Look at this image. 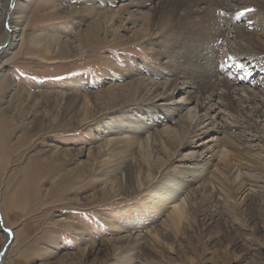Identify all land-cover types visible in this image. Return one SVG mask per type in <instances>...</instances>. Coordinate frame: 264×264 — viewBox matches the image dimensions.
I'll return each instance as SVG.
<instances>
[{
	"label": "rangeland",
	"instance_id": "374dc122",
	"mask_svg": "<svg viewBox=\"0 0 264 264\" xmlns=\"http://www.w3.org/2000/svg\"><path fill=\"white\" fill-rule=\"evenodd\" d=\"M129 1L9 0L24 20L20 40L0 50V264H264V116L247 113L264 110V53L244 36L264 37V5L210 0L219 21L205 37L210 68L199 48L184 66L180 48L157 53L166 35L147 28L159 0L125 11ZM7 18L0 47L16 24ZM87 25L97 36L73 53ZM51 35L72 55H51ZM146 35L150 42L128 39ZM201 68L216 87L199 112L171 73L187 79ZM117 88L123 94L107 96ZM170 193L186 198L176 211Z\"/></svg>",
	"mask_w": 264,
	"mask_h": 264
},
{
	"label": "bare ground",
	"instance_id": "6f19581e",
	"mask_svg": "<svg viewBox=\"0 0 264 264\" xmlns=\"http://www.w3.org/2000/svg\"><path fill=\"white\" fill-rule=\"evenodd\" d=\"M20 1V0H18ZM26 1H29V0H24V2ZM153 0H130L127 5H125V7L123 8L125 11H129L130 9H132L133 6H138V7H142L143 5L144 6H149L151 4ZM215 0H213L212 2H214ZM259 3H261L262 5H264V1L262 0H258ZM11 2V1H10ZM10 2L9 0H0V21H3L5 20L7 17V19H9V23L11 24V22H16V24L13 26V29L11 32H6L5 34V37H4V40L3 42L1 43L3 46L0 47V50H3L2 53H6L8 49H10L15 43L16 41L20 40V35L22 34V28L20 27L22 24H23V20H24V12L22 9L20 8H16L15 11H18V12H15L17 17H13V15L15 14L14 12H10L11 11V7H10ZM218 2H220L218 0ZM242 2V0H222L221 4L223 5V8H224V5H225V8L224 9H229V8H235L237 9L238 8V4H240ZM215 3V2H214ZM152 4H154L152 2ZM157 4V3H156ZM155 4V5H156ZM205 5V6H201V5ZM213 3H211L210 0H159L157 6H153L151 7L152 10V16L151 18L149 19V24H148V30L150 31L149 34L151 33V30L154 29V26H157L156 28L158 30H160L162 32V36L166 35V38L163 42V51L162 52H157V53H160L161 55L162 54H165V53H170L171 51L173 52V50L175 48H180L179 51L181 50V55L180 54H177L179 56H177L176 58V61H183V63H181L182 65L186 62H192V63H195L196 61H198L200 58V55L199 54H202L199 49H201L202 51L205 52V54L202 56V58L205 59V61L207 62V64L209 63L211 65L210 68H213L212 66H214V62H213V59H212V56H213V53L212 52H208L207 49L209 48H206V45L207 43H205V40H206V35L207 34H210L212 35L213 33H216L214 30L217 29L218 27V24L217 22L219 21H215V19H217L216 17L212 16V15H215V14H212L211 13L209 14V12H211V10H213L212 8H215V7H211ZM219 5V4H218ZM25 7V6H24ZM180 7H183L184 8V13L183 14H180L178 13L179 11V8ZM220 7V6H219ZM103 9V8H102ZM90 11L93 10V8L89 9ZM100 10V9H98ZM104 10V9H103ZM102 10V12H103ZM106 11V10H105ZM108 11V10H107ZM56 12H59V9H55V10H52L51 13L49 14H56ZM99 12V14H97ZM131 13V12H130ZM128 13V14H130ZM133 13V11H132ZM238 13V10H235V14ZM93 14V13H92ZM96 14L98 15L97 17V20L99 18V15L101 14V11H97ZM111 15V14H110ZM132 15V14H131ZM134 15H135V12H134ZM102 16V15H100ZM103 17H105V21L106 22H110L112 20V18H108L106 17V15L103 14ZM134 17V16H133ZM95 18V17H94ZM246 18V17H245ZM100 19V18H99ZM104 20V18H103ZM146 20V19H145ZM248 20V19H247ZM11 21V22H10ZM130 21V20H129ZM132 22V21H131ZM134 22V20H133ZM146 22V21H145ZM148 22V21H147ZM230 22V21H229ZM100 23V22H99ZM135 23V22H134ZM234 23V22H232ZM91 24V23H90ZM96 24V22H95ZM104 24V23H103ZM107 24V23H106ZM217 24V25H216ZM102 25V24H101ZM192 25V27H191ZM256 24L253 23L250 24V27H255ZM97 26V25H96ZM149 26L150 29H149ZM220 26V24H219ZM144 27V26H143ZM142 27V28H143ZM258 27V24L256 26V28ZM141 28V27H140ZM93 27L91 25H87V30H85L86 32H79L77 33L75 39H74V42L78 43L76 44L75 48L76 50L75 51H72L73 53H78V51H82L84 48V45L83 43L84 42H90L92 41V39L97 36V32L96 31H92ZM219 29V28H218ZM144 30V28H143ZM147 30V32H148ZM81 31V30H80ZM159 31V32H160ZM136 32V31H135ZM143 32V31H142ZM157 32V33H159ZM187 32L188 35L187 36H183V33ZM219 32V31H218ZM134 33V32H132ZM138 33V32H137ZM31 34V33H30ZM33 34V33H32ZM186 34V33H185ZM214 35V36H217L215 37L216 39L219 37L218 35ZM115 35V34H114ZM264 35V34H263ZM30 36V35H29ZM46 36H49V35H46ZM161 36V35H160ZM221 36V35H220ZM244 36L246 37V41L249 43V45H252V49H253V52L257 53L258 55H261L264 53V39H262L263 41H261V38H264V37H261V38H256L254 37L252 34H250L249 32L248 33H245ZM39 37V34H33L31 35V40L33 42H37ZM209 37V35H208ZM116 38V37H115ZM152 38V36H151ZM210 38V37H209ZM208 38V39H209ZM48 39L51 40L50 43L48 42H45L43 45L45 46V48L48 50V52L54 56L55 55H58V56H61V57H65V58H62V59H66L67 56L69 55H72V53H70L69 51V45L66 44V42H61L60 40H58L59 38L56 37V36H53L51 35ZM117 39V38H116ZM129 40H137L139 39L140 41L144 40V41H147V42H150V38L146 35V36H135L133 39L132 38H128ZM127 39V40H128ZM155 39H157L155 37ZM23 40V39H22ZM29 40V38H28ZM36 40V41H35ZM218 40V39H217ZM47 41V40H46ZM126 41V39H125ZM161 41V40H160ZM213 42H215L216 40L213 39L211 40ZM1 42V41H0ZM30 43V41H28ZM33 42L31 44H33ZM41 42H43L41 40ZM152 42V41H151ZM199 42H202V44H199ZM39 43V41H38ZM48 43V44H47ZM36 44V43H35ZM34 44V46H35ZM41 44V43H40ZM38 45V44H37ZM36 45V46H37ZM209 46V44H207ZM211 46V45H210ZM41 47H42V44H41ZM242 47V46H241ZM56 48V49H54ZM74 48V47H72ZM199 48V49H198ZM210 50H212L211 48H209ZM214 49V48H213ZM242 50V49H241ZM245 50V49H244ZM178 51V52H179ZM213 51V50H212ZM203 52V53H204ZM13 53V52H12ZM49 54V55H50ZM195 54V55H194ZM14 55V54H13ZM194 56H199L198 58L196 57H193ZM78 56V55H77ZM0 57H1V54H0ZM70 58V57H69ZM72 58V57H71ZM12 59V58H11ZM55 59V60H54ZM53 61H58L56 58H54ZM157 59V58H156ZM183 59V60H182ZM199 63V62H198ZM214 63V64H213ZM2 64V63H1ZM205 64V65H207ZM208 64V65H209ZM4 65V64H3ZM2 65V66H3ZM167 65V64H166ZM176 65V63H175ZM184 66V65H183ZM199 66V64L196 65V67ZM162 69V68H161ZM164 69V68H163ZM202 69V76L196 72H188V77L187 79L184 78L185 77V74L182 73V72H174L172 71V76L176 77L177 78H181V79H184V82H183V86H184V91L186 92V94H188L187 96V101L190 102V101H193V102H196V107H198L199 109V112H202L205 108V95L207 93H212L214 90V87H216L215 85V82L213 81V79H209L207 82L206 80L208 79V77H205V74L208 73L206 71V69L204 68H201ZM217 68L215 67V70ZM213 69V71H215ZM212 71V69H211ZM212 71V73H213ZM166 72V71H165ZM171 72V70H170ZM163 74V73H162ZM158 75V74H157ZM159 76V75H158ZM199 80V78H201ZM144 78V77H143ZM211 78V77H210ZM175 81V80H174ZM191 81V82H190ZM158 82V81H157ZM173 82V81H172ZM189 82L190 84H192V87L190 88L189 86ZM222 83L220 84H223L225 87H227L228 89H231L233 86H231V88L229 87L228 83L225 82L224 80L221 81ZM140 83V82H139ZM169 83V82H168ZM176 82H174L175 84ZM74 84L78 85V86H81L83 84V81H79V80H76L74 81ZM182 84V83H181ZM219 84V85H220ZM167 85V84H166ZM176 85V84H175ZM175 85H173L172 87V84L171 86L169 85L168 88L166 89L167 91L170 90V92H164V96L165 98H172L173 97V94L174 92H172L173 90H176V87H174ZM218 85V86H219ZM127 85H125L126 87ZM144 86V85H143ZM146 86V85H145ZM13 87V86H12ZM129 87V86H128ZM119 88V87H118ZM117 88V91H112L111 92L109 91V94H107L108 97H111L113 96L114 99L118 97V95L120 96L121 94L123 93H120V91L118 90ZM124 88V87H123ZM122 88V89H123ZM130 88V87H129ZM226 88V89H227ZM111 89V88H110ZM128 89V88H127ZM134 91L135 90H139L141 89V85H137L135 88H133ZM16 90V89H15ZM225 90V89H224ZM245 90V89H244ZM128 91V90H127ZM130 91V90H129ZM226 91V90H225ZM232 91V90H231ZM23 92V91H22ZM172 92V93H171ZM19 93V92H18ZM17 93V95H19ZM233 93V92H232ZM235 93V92H234ZM22 94V93H21ZM112 94V95H110ZM238 94V93H237ZM249 94V93H248ZM130 95V94H129ZM220 95V94H219ZM223 95V94H222ZM252 95V94H251ZM123 96V95H122ZM226 96L229 98L230 95L226 94ZM232 96V95H231ZM254 96V94H253ZM223 97V96H222ZM249 97V95H248ZM248 97H243V96H240L241 98V101L242 102H249L248 101ZM261 98V97H260ZM25 99V98H24ZM251 99V98H250ZM257 99V98H256ZM258 100V99H257ZM25 101V100H24ZM255 101V100H254ZM233 101L229 102V105H233L232 104ZM250 103V102H249ZM255 103V102H254ZM259 103V102H258ZM260 104L262 105V107H264V99H260ZM227 105V104H226ZM245 105V104H244ZM247 105V104H246ZM250 105V104H249ZM254 106V105H253ZM227 107H230V106H227ZM239 108V107H238ZM250 110H247L245 108V110H247V113H255L256 116H264V110L263 109H259L258 107L254 109H251L249 108ZM252 111V112H251ZM89 113V112H88ZM253 114V115H255ZM248 115V114H247ZM207 115H201L199 117V120L201 121H205V117ZM207 118V117H206ZM251 118V117H250ZM245 123V122H244ZM188 124H190V129L193 127V122H189ZM221 124V123H220ZM134 125V124H133ZM192 126V127H191ZM134 127V126H132ZM188 128V129H187ZM186 128V132H189L188 130L189 127ZM182 133V131H181ZM153 137H154V134L152 136H150V138L153 140ZM181 137V136H180ZM139 141V140H137ZM148 145V144H147ZM215 154H213L216 157H218L217 159L219 160H225L227 157H226V154L223 153V152H220L219 150L215 151L214 152ZM218 160V161H219ZM220 162V161H219ZM222 162V161H221ZM220 162V163H221ZM183 172V171H182ZM185 172V171H184ZM194 176L193 173H187L185 176ZM152 177V176H151ZM178 177V176H177ZM147 179V178H146ZM150 179V177H149ZM125 182V180H124ZM122 184V187H121V190L122 191H129V190H133L132 188H134L133 185L131 184H126L124 183ZM120 183V182H119ZM115 186V185H114ZM137 186V185H136ZM246 187V185H245ZM247 188V187H246ZM119 189V188H118ZM117 189V190H118ZM250 188H248L249 190ZM253 193H257V190H254V189H250ZM120 191V190H119ZM107 192V191H106ZM251 192V193H252ZM120 193V192H119ZM164 193L165 191L162 193V196H164ZM165 200L171 204V206H173L174 208L172 209L173 211H176L178 210L180 207H181V204L184 203V201H186V198L184 197L183 199L180 200V202H175L177 200L176 196L172 193H170V195L168 197L165 198ZM95 250V249H94ZM68 256V255H67ZM73 258V257H72ZM67 260V259H66ZM72 261V260H71ZM74 261V260H73Z\"/></svg>",
	"mask_w": 264,
	"mask_h": 264
},
{
	"label": "snow or ice",
	"instance_id": "6c2138e0",
	"mask_svg": "<svg viewBox=\"0 0 264 264\" xmlns=\"http://www.w3.org/2000/svg\"><path fill=\"white\" fill-rule=\"evenodd\" d=\"M246 11H251L250 9H246Z\"/></svg>",
	"mask_w": 264,
	"mask_h": 264
}]
</instances>
